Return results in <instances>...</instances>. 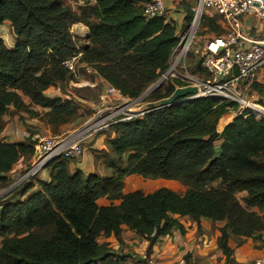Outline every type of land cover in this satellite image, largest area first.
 <instances>
[{
    "label": "trees",
    "instance_id": "16d2710c",
    "mask_svg": "<svg viewBox=\"0 0 264 264\" xmlns=\"http://www.w3.org/2000/svg\"><path fill=\"white\" fill-rule=\"evenodd\" d=\"M70 1L78 5L76 11L62 0H0V29L8 24L16 38L12 49L0 39V133L2 116L10 108L29 113L26 102L46 110L48 125L77 117L78 107L70 100L45 96L71 79L61 62L75 51L70 35L75 24L89 31L82 62L123 97L138 98L166 71L177 42L175 28L162 18L146 20L141 0ZM190 19L187 9L184 21ZM213 22L203 25L215 27ZM176 85L168 83L151 98H170ZM237 110L236 103L207 97L153 106L142 118L114 125L115 136L103 152L105 176L70 173L66 160L54 162L49 181L39 182L38 191L0 205V264H119L125 258L99 238H119L126 228L148 243L149 253L157 239L182 231L177 218L183 217L226 222L217 239L226 258L229 238L237 245L260 239L264 119L246 110L237 117L228 114ZM32 155L30 144L0 141L1 188L11 184L7 174L18 161ZM133 175L175 181L184 191L162 187L123 193L122 180ZM27 184L19 190L21 197L33 187Z\"/></svg>",
    "mask_w": 264,
    "mask_h": 264
},
{
    "label": "built area",
    "instance_id": "2783aa9c",
    "mask_svg": "<svg viewBox=\"0 0 264 264\" xmlns=\"http://www.w3.org/2000/svg\"><path fill=\"white\" fill-rule=\"evenodd\" d=\"M168 0H146L141 3L142 16L146 20L169 18L167 8ZM185 2L191 19L183 25L176 36L177 42L171 50L168 67L160 75L158 81L166 84L177 80L180 83L177 89L195 88L196 95L189 96V100L221 95L226 99L243 102L242 94L237 86L240 82L251 83L259 70L264 68V35L254 40L242 34V18L252 17L264 24V0H180ZM183 2V3H184ZM206 20H213L221 34L200 36L199 31ZM82 53L78 48L70 57L61 62V66L72 76ZM189 60H191L189 62ZM84 72H91L89 65L82 67ZM200 69L204 77L191 72ZM96 75V73H95ZM70 85H74L71 81ZM85 82L81 86H89ZM108 99L115 98L113 102L101 99L93 108L91 120L95 122L82 133L78 132L72 137L60 139L59 137H38L33 147L32 161L23 171L14 186H21L32 182L41 172L45 171L54 162L61 160H78L83 154V142L92 133L103 130L107 123L116 125L141 118L133 112H128L137 101L123 97L118 90L105 84ZM176 89V90H177ZM175 90V91H176ZM49 93L60 94L59 86L48 89ZM174 91V92H175ZM216 93V94H215ZM49 99H51L49 97ZM125 99H128L127 101ZM69 101V100H68ZM116 102H119L116 104ZM180 103V102H179ZM240 114V113H239ZM119 116H123L120 119ZM118 118V119H117ZM138 264H159L153 258H145ZM172 264H195L185 257H181ZM206 264H229L224 262ZM248 264H264V259L256 258Z\"/></svg>",
    "mask_w": 264,
    "mask_h": 264
},
{
    "label": "crops",
    "instance_id": "0c3cea01",
    "mask_svg": "<svg viewBox=\"0 0 264 264\" xmlns=\"http://www.w3.org/2000/svg\"><path fill=\"white\" fill-rule=\"evenodd\" d=\"M141 1L144 2L146 0ZM92 3H94V0H92ZM167 8L169 10V18L165 20V22L170 23L175 28L176 37L184 23L183 19L187 13V9L186 12L183 11L180 7V0H168ZM7 27L10 29L8 24H4L0 29V32ZM74 27H82L79 30H81L85 39L88 37L89 31L86 27L81 24H77ZM241 31L244 36L259 40L264 35V24L252 17L245 16L242 18ZM0 39L8 49L14 47V44H11L9 41L10 38L5 39V37L0 35ZM98 79L101 84L104 83L101 78L98 77ZM237 90L243 95V97L245 96L249 99L253 107L255 106L264 110V68L258 71L255 79L251 83L245 81L240 82L237 86ZM45 96L48 98L50 97L51 99H59L62 102L70 100L65 94L60 93L51 95L48 90L45 92ZM3 121L9 122V118L7 117L3 119ZM11 122L6 126L7 129H9L6 139L1 137L0 141L15 144H29V142L35 138L32 134H25L22 131L16 132V126ZM69 133V131H66L64 134L66 135ZM114 136L113 133L109 139H113ZM101 137L103 138L104 135L96 140L91 139V141L89 140L86 142V149L84 150L82 157L79 160L74 161V163L68 164V170L70 173L80 171L84 175L97 174L95 173V168L101 160H98L97 163H95L93 158L95 155L100 156V158L101 156L103 157V152L108 150L106 143L101 141ZM94 151L98 153H95ZM31 158L20 159L11 172L7 174L11 182H17L19 180L23 171L30 164ZM49 172L50 169L41 172L32 182H30L33 184L32 189L25 196H19L15 201H22L30 193L38 191L39 182L47 183L49 181ZM177 219L182 226V231H175L170 236L157 239L151 246L149 253L148 243L142 240L135 232L126 228L123 230L119 238L109 236L107 238H99L98 242L100 244H108V247L116 257L125 258L124 261L119 262V264H138L147 257L155 259L159 264H172L181 257H185L195 264L215 262L248 264L256 258L264 259V233L261 234L260 239H247L239 245H237L232 237L229 238L228 247L231 250V255L226 258L224 252L217 246V239L220 235L219 229L224 227L226 222H211L207 219L194 222L188 217Z\"/></svg>",
    "mask_w": 264,
    "mask_h": 264
},
{
    "label": "rangeland",
    "instance_id": "374dc122",
    "mask_svg": "<svg viewBox=\"0 0 264 264\" xmlns=\"http://www.w3.org/2000/svg\"><path fill=\"white\" fill-rule=\"evenodd\" d=\"M62 1H63L64 6L70 7L73 11H76V8L78 6L77 4L71 2L70 0H62ZM183 2L180 3V7L183 9V11L186 12V9H188V8H187V5L185 4V2L184 3ZM92 4H94V3H92ZM185 23H187L186 20H185ZM75 25H77V24H75ZM75 25H73L70 28V35L72 36V40H73L75 49L78 48L80 50V53H82V55H83V50L85 48L89 47L90 43L88 41V37L85 39L81 30H79L82 27L77 28V27H74ZM212 25H214V22ZM217 33H220L219 28L216 26L212 27L209 25H202V27L200 28V31H199L200 36H208L210 34H216L217 35ZM0 35L5 37V39L10 38L9 41L11 44H14L16 41V38H15L14 34L12 33L11 28L9 29L7 27L6 29H4L3 31L0 32ZM88 36H89V34H88ZM80 59H82V56ZM190 61L191 60H189V62ZM85 65H88V64H86L82 61H79V64L76 67V73L71 76L70 81L73 84H75V86L70 85V82L68 81V82L64 83L62 87H59L61 90V93L68 96L70 101L78 107L77 117L72 122H70L69 124L61 125V126L48 125L45 123V117H44L46 110H43V109H40L37 107L29 106V104L26 102V106L28 108L29 113H24L23 111H18V110H14L13 108H10L9 111L5 115L2 116L1 121L3 123V125H2L3 129H2V132L0 133V138L3 137L4 139H6V135H7V132L9 130V129H7L6 126L11 121H12L11 123L15 124V126L17 128L16 132L22 131L25 134H32L33 136H35V138L29 142L30 145H33L35 140L38 137H42V136L59 137L60 139H63V138H67V137H72V136L76 135V133H78V132L82 133L85 129H88V127L95 122L94 120H91V118L93 116V110H92L93 106L95 107L98 104V102L101 101V99H103V101H106V102H113V100H116V99L114 97L111 99H108L106 88H105L106 83L104 82L103 84H101L98 81L99 80L98 75L97 74L95 75L96 72L93 70L92 67H90L91 72L94 71L95 72L94 74H92V73L88 74V73L84 72V69L82 67ZM191 72H193L195 74H200L199 77H204V73L200 69L194 71V69L192 68ZM157 81H158V79L153 84H151L138 98L131 100V101H134V100L137 101V99H138V101H137L138 103H137V105L132 106V109L128 112L129 114H131V112H133V114L135 116H140L141 113L147 111L149 108H151L153 106L159 107V105L162 101H155L153 98H151V96L154 93L163 91L165 86L168 83L173 84L177 80H171V82L168 81L166 84H161L156 90H154L153 92H151L148 95H145V93ZM85 82L90 83V85L80 87V85L84 84ZM179 87H181V86L176 85L175 90ZM213 97L221 98V99H224L226 101L236 103L238 105L237 112H229L228 114H233L237 117V115H239V113L246 110L252 116H254L256 119H258V120L264 119V110H262L258 107H255V106L253 107L252 103L245 96L244 97L242 96V99L244 100V102H247V103L249 102V107L242 105V103H238L236 101L226 99L225 97L218 95V94L215 96L213 95ZM188 98L189 97L182 99L180 101V103H188L187 101H185ZM125 100L127 101L128 99H125ZM113 103H115V102H113ZM117 103H119V102H116V104ZM4 117L5 118L8 117L9 122H7V121L4 122L3 121V119H5ZM121 117H123V116H119L118 118L120 119ZM13 124H11V125H13ZM104 127L105 128L103 130L98 131L96 133H92L91 136H89L83 142V153H84V150L86 149V144H87L86 142L87 141H89V140L91 141V139L96 140L100 136L104 135L103 138L101 137V141H104L106 143L107 140L109 138H111V135L113 134L112 131H113L114 124L111 125V123L109 122ZM66 131H69L70 133L65 135L64 133ZM217 132L221 133L222 130L217 131ZM108 133H112V134L109 135ZM106 145H107V143H106ZM219 146H220V141H216L215 142L216 152H218ZM94 152L98 153L96 151H94ZM82 155H81V157H82ZM98 160H101V162L95 168V173H97V175H99V176L108 175L109 172L106 169L104 158L102 156L100 158V156L95 155L93 158V161L95 163H97ZM31 161H32V158H31ZM74 161H77V160H69L67 162L68 163H74ZM48 169H46L45 171H47ZM15 183H17V182H11L10 185H8L7 187H4V188L0 187V205L8 203V202H14L16 199L19 198V196H20L19 190L22 189V187H24V185L18 187V186H14ZM29 184L33 186L32 183H29ZM25 185H28V184H25ZM162 187L168 188V189H170L173 192L178 193V194H181L184 191V188L181 186V184L178 182H175V181H164L161 179H145V178H142V177H139L136 175L126 176L122 180L123 193L131 192L134 190H140L144 193H151V192L155 191L156 189H159ZM99 204L104 205L105 202L100 201ZM0 242H1V238H0Z\"/></svg>",
    "mask_w": 264,
    "mask_h": 264
},
{
    "label": "water",
    "instance_id": "95a60500",
    "mask_svg": "<svg viewBox=\"0 0 264 264\" xmlns=\"http://www.w3.org/2000/svg\"><path fill=\"white\" fill-rule=\"evenodd\" d=\"M161 85V81H157L146 93L145 95L150 94L154 90H156ZM197 90L195 88H186V89H177L174 94L168 98L163 100L158 108H165L172 105H175L176 103H179L182 99L196 95ZM144 95V96H145ZM185 101L191 102L192 100L186 99ZM238 116V115H237Z\"/></svg>",
    "mask_w": 264,
    "mask_h": 264
},
{
    "label": "bare ground",
    "instance_id": "6f19581e",
    "mask_svg": "<svg viewBox=\"0 0 264 264\" xmlns=\"http://www.w3.org/2000/svg\"><path fill=\"white\" fill-rule=\"evenodd\" d=\"M76 30V29H75ZM242 103V105H244V106H247V107H249V103H247V102H241ZM261 111V110H260Z\"/></svg>",
    "mask_w": 264,
    "mask_h": 264
}]
</instances>
